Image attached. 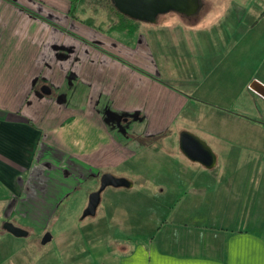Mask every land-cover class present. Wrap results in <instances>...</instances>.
Here are the masks:
<instances>
[{
  "label": "crops",
  "instance_id": "1",
  "mask_svg": "<svg viewBox=\"0 0 264 264\" xmlns=\"http://www.w3.org/2000/svg\"><path fill=\"white\" fill-rule=\"evenodd\" d=\"M199 1L192 45L174 33V21L163 24L171 27L175 40L174 66L181 65L180 54L192 57L181 88L162 79L165 70L172 75L171 65L156 59L155 28L146 21L123 37L71 17L69 0H0L4 215L18 213L28 221L41 213L48 217L74 186L76 173L87 172V167L78 168V159L91 166H122L135 152H150L148 145H157L156 170L136 172V181L127 187L145 184L156 171L158 210L173 207L176 220L160 215L156 236L126 249L117 264H264V98L248 86L252 78L264 79L251 74L244 92L225 84L238 76L233 59L239 62L243 55L240 45L235 55L203 65L205 45L211 46L216 34L229 33L221 40L233 46L243 35L241 28L264 27V0ZM144 53L151 63L143 62ZM202 78L210 82L204 90L199 89ZM75 89L73 104L59 101V93ZM107 107L138 115L124 132L127 140L114 137L102 114ZM186 129L214 152L210 166L179 149L178 133ZM43 143L57 152L53 160L42 154ZM42 180L49 181V189L41 184L33 198ZM32 209L41 212L34 217ZM170 221L179 228L176 235L183 229L182 237L164 229ZM0 237V243L10 240L6 234Z\"/></svg>",
  "mask_w": 264,
  "mask_h": 264
},
{
  "label": "rangeland",
  "instance_id": "2",
  "mask_svg": "<svg viewBox=\"0 0 264 264\" xmlns=\"http://www.w3.org/2000/svg\"><path fill=\"white\" fill-rule=\"evenodd\" d=\"M262 17L264 21V15ZM198 20V14L184 15L177 11H167L159 13L155 22L146 21L144 23L155 28L152 36L155 38V44L156 38L158 42L156 47L153 44L156 59H160L162 64L167 62V65H171L169 70L172 75L168 70H165L161 76L162 79L178 87L185 84L181 80L183 78L182 72L186 71V64L192 61V57L186 58L180 54L181 65L174 66V59L171 55L175 56L174 50L177 52V49L173 50L176 47L175 40L169 32L171 27H167L168 30L164 29L163 24L174 21L172 28L174 33L185 37V42L187 41L189 45H192L197 39L195 26ZM245 20L246 18H244ZM236 28L238 30V27ZM261 28H253L251 31H245L246 29L241 28L239 31L243 35L232 43L233 46H230L227 41L221 40L223 36H228L229 33L216 34V39L211 42V46L205 45L204 55L206 59H204L203 65L207 64V67L214 59L218 63L224 55H235L237 46H241L240 49L243 55L239 56V62L235 58L233 59V64L238 63L237 66L233 67L238 76L236 75L234 78L232 77L231 81L227 80L225 82L226 85L232 84L235 92H238L239 88L242 92L245 91L243 87L251 74L264 79V41H262L264 40V27ZM235 32L234 30L233 33ZM114 34L130 37L124 31H114ZM133 38L135 39L136 35H133ZM202 43H204L203 40ZM257 44L260 48L257 47ZM150 59L149 55L144 53L143 62L151 63ZM219 70L220 67L217 65L216 71ZM178 71L180 82L175 81L178 76L176 72ZM209 83L206 78H202L199 82V89L204 90ZM36 89L39 93L42 92L40 86H37ZM186 89L188 88L186 87ZM196 90L198 91V89ZM76 92L77 89L69 90L66 95L59 93V101L73 104V101L77 98ZM54 94L55 91L52 89L50 95L53 96ZM102 114L104 119L109 120V127L114 137H120L122 140H127L124 132L129 130L132 120L138 117L135 113L121 114L109 107ZM262 116H264V113ZM123 118H127V120L123 121ZM184 121L185 118L182 122ZM188 123L189 121L184 124L187 125ZM184 127L186 128V126ZM47 143L42 144V154H44V157L53 160L57 152L54 151L53 146ZM156 146L148 145L151 148L150 152H144V150L135 152L129 156L128 161L122 166L119 164L102 167L91 166L78 159L76 161L79 164L77 165L78 168L87 167V172L84 175L76 173L79 177H77L74 186L64 192L67 197L61 200L60 204L53 210H49L51 214L48 217L41 213L37 216V220L31 219L28 221L24 217H20L18 213H14L12 216L4 215L0 209V213H3V217L0 215V218H2L0 222L2 231L0 229V234H6L10 238V240L0 243V264H117L126 249L138 241L150 239L154 234L156 236L160 224V215H166L168 219L176 220L171 215L173 207L169 208L167 206L158 210L162 201L159 198L156 199V171L153 176H150L149 181H145V184L139 185L138 182H135L136 184L132 187L106 186L101 192V200L96 213L81 218L88 201V194L95 189V178L97 176L104 171H110L114 175L124 176L130 181L132 179L136 181V172L143 170L153 172L156 170V166H154L158 162L156 161L158 156L156 155ZM65 179L67 178L65 177ZM41 184L49 189V181H39L37 188L32 191L33 198L38 196L37 189L41 188ZM98 186L99 182L97 188ZM182 208L184 209L182 211H185L183 206ZM40 212L39 209H32L34 217ZM6 220H10L19 226L24 225L27 227L28 233L22 236L13 235L4 227ZM175 227V222L170 221L167 222L164 229L173 234L172 237H182L183 229L176 235L179 228ZM45 231L51 232V239L42 243V236ZM2 239L0 237V240Z\"/></svg>",
  "mask_w": 264,
  "mask_h": 264
},
{
  "label": "water",
  "instance_id": "3",
  "mask_svg": "<svg viewBox=\"0 0 264 264\" xmlns=\"http://www.w3.org/2000/svg\"><path fill=\"white\" fill-rule=\"evenodd\" d=\"M114 6L124 14L143 21L155 22L159 13L177 11L184 15H194L200 6L199 0H112ZM249 88L264 98V83L252 78L248 84ZM48 87L47 85L42 87ZM49 92V91H48ZM178 147L184 155L196 160L204 166H210L214 161V152L210 146L197 135L187 130H180L178 133ZM129 186L131 181L124 176H117L111 172H103L100 175V183L97 189L88 194V201L83 209L82 217L94 215L101 199L102 190L108 186ZM4 227L15 236H22L28 230L15 224L10 220L4 222ZM51 239V232L45 231L42 236V243Z\"/></svg>",
  "mask_w": 264,
  "mask_h": 264
},
{
  "label": "trees",
  "instance_id": "4",
  "mask_svg": "<svg viewBox=\"0 0 264 264\" xmlns=\"http://www.w3.org/2000/svg\"><path fill=\"white\" fill-rule=\"evenodd\" d=\"M69 3L71 17L104 32L124 31L132 35L143 22L119 11L112 0H69ZM201 5L200 2L199 9L195 13L198 16ZM261 13H264V8Z\"/></svg>",
  "mask_w": 264,
  "mask_h": 264
},
{
  "label": "flooded vegetation",
  "instance_id": "5",
  "mask_svg": "<svg viewBox=\"0 0 264 264\" xmlns=\"http://www.w3.org/2000/svg\"><path fill=\"white\" fill-rule=\"evenodd\" d=\"M99 180H100V176H99V179H98V182L100 183V181H99Z\"/></svg>",
  "mask_w": 264,
  "mask_h": 264
}]
</instances>
